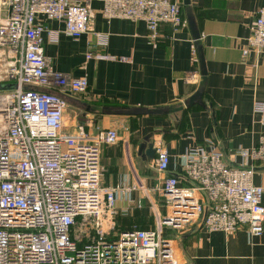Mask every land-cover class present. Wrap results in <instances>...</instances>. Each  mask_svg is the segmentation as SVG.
I'll list each match as a JSON object with an SVG mask.
<instances>
[{"label": "built area", "instance_id": "built-area-1", "mask_svg": "<svg viewBox=\"0 0 264 264\" xmlns=\"http://www.w3.org/2000/svg\"><path fill=\"white\" fill-rule=\"evenodd\" d=\"M95 1L106 21L146 24L150 40L161 24L175 29L183 24L181 0H0L7 12L0 22L6 55L0 70V264H178L176 241L163 237V227L185 230L198 221L208 232L229 234L245 227L249 237L260 236L264 187L253 184L252 166L227 165L210 140L180 156L184 185L174 176L162 178L156 193L166 213L152 204L153 229L114 232L120 189L101 185L100 158L103 145L117 143V131L97 129L91 135L77 125L71 134L64 132V97L84 94L87 80L52 70L43 53V34L55 44L60 33L47 29L43 20L61 23L63 35L73 40L92 34L104 47L105 37L93 28ZM241 52L243 58L264 55V7ZM253 113L264 125V101H254ZM152 145L154 169L164 175L169 155L160 141ZM238 155L264 163V135Z\"/></svg>", "mask_w": 264, "mask_h": 264}, {"label": "crops", "instance_id": "crops-1", "mask_svg": "<svg viewBox=\"0 0 264 264\" xmlns=\"http://www.w3.org/2000/svg\"><path fill=\"white\" fill-rule=\"evenodd\" d=\"M189 2L181 10L183 24L176 29L161 24L155 40L148 38L143 22L106 21L100 12L101 3L93 2V28L105 37L104 47L96 45L92 34L73 40L63 35L61 23L43 20L47 29L60 32L55 44L43 34V53L51 69L72 78L84 77L88 85L82 95L65 96L64 132L71 134L77 125L91 135L97 129L117 131V143L103 145L100 158L101 185L120 189L115 202V233L154 228L151 200L156 194L159 203L155 207L163 213L164 199L156 193L162 178L174 176L184 185L180 156L206 140L219 147L227 165L252 166L253 184L264 187V163L238 155L239 149L255 147L264 135V125L253 113L254 101H264V55L243 58L241 52L264 0ZM6 15L0 6V22ZM188 16L200 35L198 41L192 38ZM89 44L96 47L89 51ZM199 47L206 68L205 108L187 111L180 119L198 88ZM88 53L90 59H86ZM96 55L126 57L129 61L110 62L96 59ZM5 58L0 48V70ZM189 74L196 75L192 82L185 81ZM154 141H160L169 155L164 175L155 171L153 160H143L137 154L142 143ZM171 234L163 233V237L173 240ZM179 237L176 249L182 264H264V224L260 236L249 237L245 227L229 234L208 232L198 221Z\"/></svg>", "mask_w": 264, "mask_h": 264}, {"label": "water", "instance_id": "water-1", "mask_svg": "<svg viewBox=\"0 0 264 264\" xmlns=\"http://www.w3.org/2000/svg\"><path fill=\"white\" fill-rule=\"evenodd\" d=\"M189 3H190L189 0H182V4L184 6H188ZM187 24L189 26L193 40L198 41L200 38V35L197 31V28L195 26L193 19L189 16L187 17ZM198 62H199V74H200V80H199L198 88H197V91L186 102V107L192 106L193 104H196V103L200 104L204 107V104L201 103V95H202L203 87L205 86V82H206V68H205L204 56H203L201 47L198 48ZM65 100H66V98H65ZM137 154L143 160L152 161L154 159V156H155V150L153 149L152 143H150V144H147L146 142L142 143L139 146ZM163 219L165 221L168 220V218L166 216H163Z\"/></svg>", "mask_w": 264, "mask_h": 264}, {"label": "trees", "instance_id": "trees-1", "mask_svg": "<svg viewBox=\"0 0 264 264\" xmlns=\"http://www.w3.org/2000/svg\"><path fill=\"white\" fill-rule=\"evenodd\" d=\"M184 5H182V2H181V10H182V7H183ZM197 91V90H196ZM203 93H204V87H203V91H202V95H201V103H203L204 104V102H203V100H202V98H203ZM195 108H205V104H204V107L202 106V105H200V104H193L192 106H187L186 107V109L183 111V113L181 114V117H180V119H184V117H185V115H186V113H187V111H192L193 109H195ZM151 114H153L152 112H151ZM134 120H136V119H133V122H134ZM164 136H165V133L163 134ZM178 182H179V185H182L183 183H181L179 180H178ZM162 203V206H161V208H162V212L163 213H161L162 215H165V201L163 200V202H161ZM130 230V229H129ZM124 231H126V230H124ZM184 231L185 230H183V231H181V234L182 233H184ZM116 232H121V231H116ZM179 240H180V238H178Z\"/></svg>", "mask_w": 264, "mask_h": 264}, {"label": "rangeland", "instance_id": "rangeland-1", "mask_svg": "<svg viewBox=\"0 0 264 264\" xmlns=\"http://www.w3.org/2000/svg\"><path fill=\"white\" fill-rule=\"evenodd\" d=\"M156 195V194H155ZM154 195V198H155V200H154V198L151 200L154 204V207L156 206V205H158V203H159V199H158V197L157 196H155ZM154 200V201H153ZM148 204L146 203V205L144 204V207H146ZM150 205V204H149ZM151 207V206H150ZM157 207V206H156ZM150 211H151V214H152V212H153V210H151L150 209ZM152 216H153V214H152ZM153 221H154V217H153ZM181 231H183V230H177V229H172L171 227H169V226H165V227H163V233L164 234H166V233H169V232H171L172 234H174V238H173V240H178L179 241V239L178 238H180L179 236H180V234H181ZM171 234V235H172ZM177 238V239H176ZM178 256V255H177ZM178 264H182V260L181 259H179V261H178Z\"/></svg>", "mask_w": 264, "mask_h": 264}]
</instances>
